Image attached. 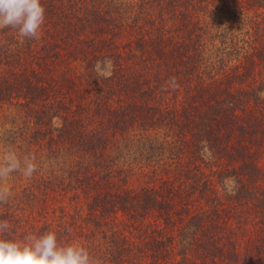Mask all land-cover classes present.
Wrapping results in <instances>:
<instances>
[{"label":"trees","instance_id":"trees-1","mask_svg":"<svg viewBox=\"0 0 264 264\" xmlns=\"http://www.w3.org/2000/svg\"><path fill=\"white\" fill-rule=\"evenodd\" d=\"M159 1L165 3L164 0L156 2ZM201 1L207 2V11H210V1H213L211 20L202 17V14L184 20L183 23L190 26L183 37L167 35L168 31L164 30V27L157 29L155 26L150 29L151 27L145 25L139 29L138 36L129 41L127 49L124 50L126 55L120 51L117 38L110 31L108 36L97 30L86 32L90 18L82 16L81 13L85 7H90L88 0H41L45 8V22L42 26L54 24L65 29V35H60L53 42L52 49L47 46L51 52L45 61L39 55L42 47L33 48L34 39L22 40L15 30H2V33L9 35L14 33L17 37L15 44L29 51L22 52V55L6 44L5 40L0 39V63L10 73L5 75L2 72L4 82L0 81V84H6L3 86L5 90L6 86L7 89L13 90L17 84H21V94L16 106L30 107L35 109L34 113L42 108L39 110L41 114L35 115L34 124L48 127L54 117L60 119L61 126L57 128L56 133L48 129L53 139L52 144H58L56 150H62L61 145H65L67 149L69 146L70 150L75 151L86 149L85 155H98L100 150L107 149L106 141L111 136H126L127 133L137 136L139 133H151L158 129L162 131L164 128L177 132L175 141L167 143V146L166 142L163 143L164 150H161L160 154L173 159L183 175L189 174V179L194 174L195 188L196 184L198 189L202 188L199 198L206 210L199 202L202 209L194 212L195 214L190 213L188 219L182 217L181 213L182 209L186 210L188 207L181 206L179 215L175 216L178 212L173 210L174 196L168 188V197L161 196L160 191L150 183L140 192L130 193L127 189V177H132V167L129 164H111L109 160L101 162L96 159L85 167V173L77 177L83 191L85 188L93 191L90 203L91 207L95 208L88 210L94 218V224L91 226L94 228L89 230L91 233H98L97 230L102 225L104 216L97 215H102L110 209L125 211L132 220L154 216L153 223H147L150 225L147 232L141 229L137 231L142 236L138 238V243L132 240L131 230L112 234L109 243H114V253L111 257L113 264H163L164 259L170 260L173 251L178 255L179 247L182 251L179 255L182 258L173 261V264H232L231 257H225L223 254L226 251L223 249L224 245L238 248L235 240H239L244 232V239L250 242L264 237V99L257 95L258 92L264 91V75L255 78L252 69L237 61L233 69H230L231 65H225L223 76L215 73L218 77L215 79H221L218 84L207 89L203 86V71L207 68L203 65L205 61H202L201 68L196 57L201 51L204 58L206 42L203 38L208 37L210 45V39H218L225 44L221 45L220 56L214 55L213 51L211 53L212 60L220 57L225 62L231 55H236L235 58L240 60V55L233 51L238 50L237 47L227 50L240 40L228 31L225 22L219 21L222 0ZM240 1H249L252 5L264 8V0ZM181 3L182 0H170L164 7L173 8L175 14H179ZM92 20L98 21L95 18ZM73 37L77 44L72 50H81L61 53L62 42L68 43ZM224 38L229 42L223 41ZM167 45H171V50L165 48ZM208 49L210 51L212 46ZM66 54L77 56L74 60L81 62L79 67H82L84 72L77 74V70L65 68L62 61ZM165 56H169V60H166ZM105 58L111 61V66L106 64L99 69L98 62L101 63ZM155 61L160 64L155 68L150 67ZM22 62L23 66L19 67ZM179 62L182 66L197 68L200 72L194 78L190 72L180 71ZM230 62L231 59L227 61ZM29 63L32 66L25 70ZM248 63L254 68L259 65L257 59H251ZM206 73L207 77L212 78L210 71ZM84 76L91 83L90 87L86 90H74L75 79ZM234 81L238 84L235 85ZM65 86L68 90L63 89ZM181 88L184 93L180 96ZM40 98L46 101L43 106H38ZM22 99L25 101L22 102ZM200 107H203L202 110H198ZM81 116L83 121L80 120ZM106 126L109 132H106ZM166 135L171 137L173 134L169 132ZM149 145L153 146L154 143L150 142ZM167 148L172 151L170 156L166 155ZM197 154L199 158L196 160L206 162V166L196 164L199 167L197 169L193 163V171L191 160L192 156ZM210 172L216 179L215 176H208ZM97 175H104L105 185L115 186V191H100L97 187ZM227 177L236 185L231 196L226 194ZM249 204L254 209L247 210L246 206ZM9 205L20 206L17 201H11ZM6 207L4 206L2 211L14 221V211ZM242 208L244 211H241ZM238 212L247 213L248 217L254 218L256 233L253 231L254 234L250 235L253 230L250 226H247L246 230L242 226L243 230L240 232L238 229L241 227L229 226V222L233 221ZM75 218L64 228L66 233L61 232V235L67 236L68 239V235L75 238L79 232L80 226L75 222H79L78 219L83 222L86 217ZM206 228L212 230L208 232L207 244L202 246L200 238ZM212 242L218 246L211 247ZM89 244L94 245L91 249L100 247L96 243ZM261 248L263 257L254 252L255 255L250 258L251 264H264V244ZM261 248L258 246V249ZM97 252L100 251L97 249L95 253ZM137 252L140 254L137 255ZM128 253H132V256ZM194 254L198 256L197 260L194 259ZM98 257L101 258V255ZM143 257L145 260H141Z\"/></svg>","mask_w":264,"mask_h":264},{"label":"rangeland","instance_id":"rangeland-1","mask_svg":"<svg viewBox=\"0 0 264 264\" xmlns=\"http://www.w3.org/2000/svg\"><path fill=\"white\" fill-rule=\"evenodd\" d=\"M156 1L157 0H88V5L90 7H85L84 11L81 13L82 16L90 18L87 21L86 32H94V30H97L98 32L107 35L110 31L111 34L115 35L117 38L116 41L119 43L120 51L126 55L127 53H125L124 50L127 49L129 41H131L134 36H138L140 32L139 29L145 27V25L151 27L150 29L155 26L157 29H162L164 27V30L168 31L167 35H179L183 37L187 34L186 30H188L190 26L184 24V20L191 17H198L200 14H202V17H207L208 20H211L210 16L213 12L211 11V8H214L213 1H210V11H207V2L202 3L201 0H182L181 11L179 14H175L173 8L168 6L164 7L170 0H164L166 4ZM218 17H220V22H225V25L228 26V31L233 33V35L237 36L240 40L239 43L227 49L233 50L232 48L237 47L238 50L234 49L233 51L240 55V60L235 58L237 57L236 55L230 56V63H227L230 59H226L225 62V60H222L223 58L220 59V57H214L215 60H212V51L214 52V55L220 56L219 52L222 51L221 45H223V43L218 41V39H210V45L208 43L209 38H203V41L206 42V47L204 48L205 55L203 54L204 58H202L201 51L198 52V55H195L201 68H203L202 61H205L203 65L206 66V71H210L212 75V78L207 77V73L203 69L205 75L203 86L207 89L208 87L214 86V84H218V81L221 79H215V73L217 72L220 76H223V68H225L226 64L227 66L231 65L230 69H233L235 63H238L239 61L244 64L245 67L252 69L255 78L264 75V8L252 5L249 1L222 0ZM93 18L98 19V21L92 20ZM54 19L58 24H61L57 18ZM146 21H150L151 24ZM194 21L196 22V20ZM4 30L9 31L8 28H5ZM64 30L65 29L61 28V25L56 26L53 24L42 26L40 39H34L33 48L42 47L43 50L39 55L44 61L50 56L49 54L51 52V50L47 49V46L52 49L54 45L53 42H55L60 35H65ZM228 36H230V34ZM0 39L5 40L6 44L20 54L29 51H25L21 45L17 46L15 44L14 40H17V37L14 33L9 35L2 33V30H0ZM223 41H225V38ZM23 43H25V41H23ZM76 44L77 42L74 37L71 38V41L68 43L67 41L62 42L63 48L61 53L76 51V49L77 51L81 50L80 48L72 50ZM211 46L212 49L209 51L208 48H211ZM29 48L30 47L28 46V49ZM165 48L171 50V45H167ZM259 57H261V59ZM74 58H77V56L72 57L69 54H66L62 61V65L73 71L77 70V74L84 72V69L79 67L81 62L78 59L74 60ZM169 58V56H165L166 60H169ZM251 59H257L259 65L255 68L253 66L251 67L248 63ZM103 61L99 63V69L106 65ZM85 62L86 61H84V63ZM22 64H24V62L19 64V67H22ZM157 64H160V62L155 61L153 64H150V67L155 68V66L157 67ZM31 66L32 64L29 63L25 66V70ZM183 66L180 65L179 62L180 71L190 72L194 78L196 77V74L200 72L197 68L191 69L187 65ZM2 72L5 75H10L0 63V81L4 82L1 77ZM83 78L75 79L76 87L74 90L78 88L79 91L86 90L87 87H90L91 83L87 81L88 78L86 76ZM234 82L235 85L238 84L236 81ZM4 85L6 84H0V150L13 148L21 156H35V163L37 164V171L33 173L31 178H26L20 173H13L7 182L11 196L6 204H0V220L7 221L10 226V231L7 234L8 238L23 239L26 235H41L48 230L54 231L56 234L59 232L57 237L59 243H76L82 245L88 250L90 257L96 261V264H113L111 257L114 253V249H112L114 243H109L111 242L112 234H120L126 229L131 230L132 232L130 235L132 240L135 243H138V238L142 236L137 231L141 229L147 232V228H150V225L147 223L149 221L153 223L154 216L146 219L139 218L137 221L132 220L127 216L125 211L110 209L105 211L102 215L96 214L97 216H104L101 221L102 225L100 229L97 230L98 233L94 234L89 231L94 228L91 227L94 224V218L91 217L88 212V210L95 208L93 206L91 207L90 203V196L93 191H88L86 188L83 191L77 177L85 173L87 171L85 167L91 165L96 159L101 162L109 160L112 162L111 164L119 162V164L124 163L125 165H131L132 177H127V189L130 193L140 192L142 188L149 185V183L160 191L159 194H161V196L164 195L168 197L169 194L167 193L166 188L170 189L174 196V199L172 200L174 201L173 210L178 212L175 216L179 215L181 206L188 207L186 210L182 209L181 211L182 217L185 219L189 218L190 213L195 214L194 212L202 208L206 210V206L202 207V200L199 198L200 190L202 188L198 189L197 184L195 188L193 183L194 174H192L191 179H189L187 177L189 174L186 176L183 175L173 159L171 160L164 154H160V151L164 150V142H166V144H164L167 146V143L177 139V132L173 129L169 130L168 128H164L162 131L158 129L151 133H139L137 136H134V134L129 135L128 133L126 136H122L121 134L111 136L106 141L107 149L100 150L98 155H85L86 149L75 151L74 149L70 150L69 146L67 149L65 145H61L62 150H56V145L58 144H52L51 140L53 139H51L48 129H52L56 133L57 128L61 126L60 119H58L57 116L54 117V121L51 126L49 125L48 127L34 124L33 122L36 118L35 115L41 114L39 110L42 108H39V110L34 113L35 109L30 107L16 106L21 94V84H17L13 90L7 89V86L5 90V87H3ZM63 89L68 90L67 86L63 87ZM183 93L184 90L180 92V96ZM10 96L12 97L10 98ZM189 97L191 96L189 95ZM24 101L25 100L22 99V102ZM36 102H38V100ZM43 102L46 101L43 98H40L38 106H43ZM173 108H175V104L173 105ZM202 108L203 107H200L198 110H202ZM80 120L83 121V116H81ZM47 121H49V119ZM85 121L87 122L88 120L85 119ZM183 125L186 127V124L183 123ZM108 129V126H106L105 130ZM106 132H109V130ZM169 132L173 134L171 137L166 135ZM114 137L116 138L114 139ZM150 142H153L154 145H149ZM166 151L168 152L166 155L170 156L169 153L172 151L169 148H167ZM198 156L199 154L192 156L191 167L193 168V171V163L197 169L199 167L196 166V164L206 166V162L196 160L199 158ZM217 167L218 166L215 168L217 169ZM262 167L264 168V159L262 160ZM110 176L111 174L108 177ZM208 176L213 178L215 175L210 172ZM103 178H105L104 175H97L98 189L103 192H114L115 186L105 185L106 179L104 180ZM214 179H216V176ZM226 183V188L228 190V193L226 194L231 196V194H229V188L232 187L235 189L236 185L235 183L233 184L232 180L228 177ZM11 201H17L20 206H10L9 204ZM199 202H201L202 208L200 207ZM225 204L228 206L227 203ZM4 206H7L6 208H11V210L14 211L12 213L14 221H11L10 217L4 214L2 211ZM246 207L247 210L250 208L254 209L250 204ZM109 208L110 207H108V209ZM241 211H244V209L242 208ZM76 216L86 218L83 222L81 219L77 218L79 222L75 223L80 226L79 232L76 233L77 236L75 238L68 235V239L67 236L61 235V232L64 231L66 233L64 228L69 226L70 222H73V220L76 219ZM143 223H145V225L142 226ZM213 225L215 226V224ZM229 226L241 227L239 229L237 228L239 232L243 230L242 226H244L245 230L247 226H250V228L253 229L251 230L250 235L257 232V225L254 224V218L248 217L247 213L238 212L233 221L229 222ZM209 230V228H206V230L203 231V235L200 238L202 246L207 244ZM241 235L240 239L237 240L238 242L235 240V243H238L239 245L238 248H233L229 245L223 246V249L226 250L223 253L224 256H230L232 264H251L250 258L255 255L254 252H258L257 254H260L263 257L261 245L264 244V237L261 238V240L255 239L250 242L247 241V239H244L243 235H246V232ZM232 237L235 238L234 236ZM90 242L96 243L102 248L97 247L91 249L94 245H90ZM213 246L218 245L212 242L211 247ZM258 246H260L261 250L258 249ZM97 249L100 252L95 253ZM177 252L178 255L173 251L170 260L166 261L167 259H164L163 264H173V261L180 260L182 258V256L179 255L182 252L180 247L177 249ZM132 253L128 254L132 256ZM99 254L101 255V258L98 257ZM136 254L139 255L140 252H137ZM219 256L222 257V254ZM193 257L195 260L198 259L196 254H194ZM141 260H145L144 257Z\"/></svg>","mask_w":264,"mask_h":264},{"label":"clouds","instance_id":"clouds-1","mask_svg":"<svg viewBox=\"0 0 264 264\" xmlns=\"http://www.w3.org/2000/svg\"><path fill=\"white\" fill-rule=\"evenodd\" d=\"M44 22L45 8L41 0H0V30L10 28L22 40H38ZM103 63L111 66L107 58ZM257 95L264 99V91ZM36 171L35 156H21L13 148L0 150V204H6L11 196L7 182L13 173L31 178ZM229 194H234L232 187ZM9 231L8 222L0 220V264H96L85 247L59 243L54 231L29 234L23 239L8 238Z\"/></svg>","mask_w":264,"mask_h":264}]
</instances>
